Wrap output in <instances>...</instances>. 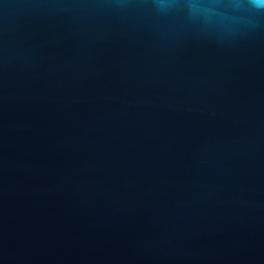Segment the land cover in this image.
Wrapping results in <instances>:
<instances>
[{"label":"water","instance_id":"1","mask_svg":"<svg viewBox=\"0 0 264 264\" xmlns=\"http://www.w3.org/2000/svg\"><path fill=\"white\" fill-rule=\"evenodd\" d=\"M0 264H264V0H0Z\"/></svg>","mask_w":264,"mask_h":264}]
</instances>
